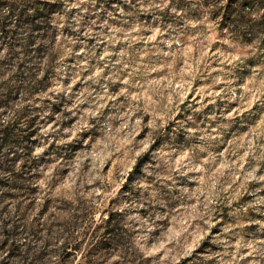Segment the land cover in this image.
<instances>
[{
	"label": "rangeland",
	"instance_id": "374dc122",
	"mask_svg": "<svg viewBox=\"0 0 264 264\" xmlns=\"http://www.w3.org/2000/svg\"><path fill=\"white\" fill-rule=\"evenodd\" d=\"M0 264H264V0H0Z\"/></svg>",
	"mask_w": 264,
	"mask_h": 264
}]
</instances>
